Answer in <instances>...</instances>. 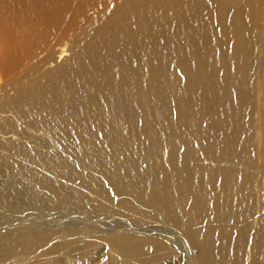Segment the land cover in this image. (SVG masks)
<instances>
[{"label":"rangeland","instance_id":"obj_1","mask_svg":"<svg viewBox=\"0 0 264 264\" xmlns=\"http://www.w3.org/2000/svg\"><path fill=\"white\" fill-rule=\"evenodd\" d=\"M119 1L129 0L91 14L92 37L74 47L85 44L82 53H96L89 50L107 37L114 20L126 17ZM141 2L137 15L144 34L133 35L128 47L104 49L120 53L116 76L126 71L120 58L129 56L132 80L151 77V90L141 95L124 91L117 80L104 86L102 93L127 103L130 113L106 111L110 100L58 108L59 92L67 90L65 76L48 96L23 102L22 108L49 118L31 122L38 133L0 122V167L5 170L0 172V264H264V10L255 20L249 13L250 25L231 24L233 6L222 13L217 2L207 0L213 20L224 18V25L207 35L229 29L244 39L237 45V63L231 42L217 40L208 45L210 59L204 64L187 59L181 68L166 64L172 54L184 60L182 48L165 47L154 60L145 42L153 36L150 23L163 25L170 0ZM1 11L2 5L0 16ZM125 48L130 51L121 54ZM138 52L140 63L134 59ZM212 56L230 62L221 65ZM43 59L38 54L31 74L19 78L20 89L28 87L36 95L44 86L34 81L50 68ZM199 71L203 75L196 78ZM99 72L104 75L106 69ZM195 78L201 85L188 91ZM160 87L162 101L168 108L171 103L167 117H159L158 102L149 99ZM17 92L6 91L0 101ZM90 92L84 86L77 95ZM87 112L98 118L113 145L104 155V131L85 124ZM153 168L157 175L149 178ZM168 209L172 217L166 216ZM113 229L123 230L110 234ZM115 235L124 237L113 242L109 237ZM135 236L143 237L140 252L122 254L119 245Z\"/></svg>","mask_w":264,"mask_h":264},{"label":"bare ground","instance_id":"obj_2","mask_svg":"<svg viewBox=\"0 0 264 264\" xmlns=\"http://www.w3.org/2000/svg\"><path fill=\"white\" fill-rule=\"evenodd\" d=\"M116 1L0 0V5H2V14L0 16V95H4L8 90L13 92L18 91L11 99L5 98L0 101V122H5L4 120H6L9 128L12 127V123H15L14 127L16 129H30L31 122L33 121H48L49 118L44 117V114L35 115V113L22 108L23 102L25 101V104L40 95L48 96L53 92L52 87L57 90V86H60V81L64 80L62 77L65 76H67V79H65L67 90L63 93L59 92L55 102L58 108H77V105L85 100L91 106L99 104L104 100H110L105 107L106 111H112L117 114L131 112L127 103L117 102L114 99L115 97L104 95L102 93L104 86L117 80L123 84L124 91L131 89L135 94L141 95L143 91L151 90L149 87L151 77L145 75L144 77H137L135 80H132L128 75L127 68L128 59H130L129 56L120 58L121 64L126 68V71L116 76L114 71L118 64L120 53L115 51L113 55L109 50L106 51L104 49H109L110 46L115 44L128 47V43L133 35L139 32L144 34L143 27L138 24V22L141 24L142 22L138 19L137 15L139 11L138 6L143 5V2L141 0H129L124 1V3L122 1L116 3L119 6V10L126 17L123 20H114L113 29L107 34V37L101 38L99 43L107 42L106 47L103 44L99 45V43L93 47L92 44H88L92 47L89 51L95 50L96 53L94 54L91 52H87L86 54L82 53L85 44L80 48L74 47V42L79 43L92 37L91 32L87 28V22H90L91 14L109 8V3H115ZM212 1L218 3V10L222 13H226L229 5L233 6L232 11L230 9L232 15L231 24L243 22L246 23L245 25H250L252 18L249 13L254 12L252 16L253 20H255L258 17V12L264 10V0ZM206 4L207 0H170V6L167 8L169 12L161 17L163 25L160 22L150 23L148 25V29H150V33L153 36L145 39V42L149 40L147 46L154 52V60H156L157 55L165 47L168 50L182 48L181 53L185 59L181 60L172 54V57L168 59L166 65H177L183 68L184 64L182 62L187 59H190V62L204 64L206 59H210L208 56V51L211 50V47L208 46L210 43L213 42L215 44L217 40H229L236 51L234 61L237 63V45L243 43V37H237V31L231 32L229 29L222 31L220 35L217 34L215 37L207 35V32L217 30V26H223L224 18L218 15V22L214 21L213 17L209 15ZM198 5H201L202 10L197 7ZM135 15L136 17H134ZM141 15L139 14V16ZM128 18H131L132 21ZM111 19H114V17H111ZM82 27L84 39L80 38V29ZM119 28L123 29V31L116 30ZM229 31L230 33L226 37ZM114 34L115 36H113ZM115 37L117 38L116 40H114ZM209 37L211 40L206 42V39ZM245 40L247 41L246 38ZM202 43H204L203 47H201ZM129 51L130 48H125L121 54ZM190 52H195L197 55L189 58L188 55ZM40 53L44 55L43 62L47 61L51 64H49V69L41 71V75H37L34 80L44 85L36 89L35 95L29 92L28 87L20 89L24 84L20 82L19 78L26 76V73L31 74V70L36 67L33 60ZM215 56H212L213 60L215 62L221 61V65L229 64L230 62L228 60L229 58L220 56L215 59ZM134 59H140L139 52ZM141 61L142 58L138 63ZM172 67L174 66L169 68ZM100 69H106V73L101 75L99 72ZM159 74L155 73L154 75L158 76ZM199 75H203V73L199 71L196 78ZM196 78L187 86L188 91H192L201 85L197 82ZM84 86L90 87L91 92L87 97H79L77 91ZM160 94L161 87L157 93L152 91L149 99H154V101L158 102V107L161 109L158 116L167 117L171 103L169 102L168 108V104L162 101ZM230 102L231 99L225 100V105H228ZM5 106L8 108H4ZM208 106L212 107V104ZM83 116L82 120L89 128H97V132L101 129L104 131L105 147L102 155L108 153L113 145L108 143L107 132L100 124L98 118L92 112H87ZM134 128L137 130L140 129L136 125ZM30 131L38 133L37 129H30ZM103 131H100L102 135ZM27 136L31 140V134ZM1 171L5 170L0 167ZM147 175L149 178L155 177L157 175V169H151ZM19 186L24 189L22 183ZM174 214V212L168 209L166 216L172 217ZM119 230H109V233H116ZM176 233L173 232L174 235ZM178 236L179 238H177V235L174 238L181 241L182 236ZM123 237L124 235H115L109 237V239L117 242ZM142 238L139 236L133 237L122 245H119V251L124 255L132 252L138 254L140 252L139 247L143 242Z\"/></svg>","mask_w":264,"mask_h":264}]
</instances>
